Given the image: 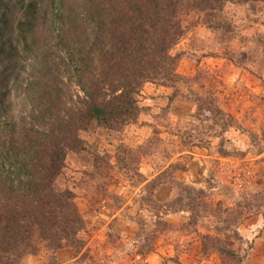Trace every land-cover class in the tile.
<instances>
[{
  "label": "trees",
  "instance_id": "1",
  "mask_svg": "<svg viewBox=\"0 0 264 264\" xmlns=\"http://www.w3.org/2000/svg\"><path fill=\"white\" fill-rule=\"evenodd\" d=\"M12 1L0 0V264H18L25 255H34L39 244L51 254L81 249L79 233L84 221L73 203V189L65 185L67 153L83 150L79 134L91 125L117 133L135 125L140 113L137 98L146 83L173 89L168 100L177 99V84L183 78L175 72L180 54L171 51L182 35L183 16H211L214 22L205 19L203 24L216 29L226 5L264 2L18 0V13L12 16ZM39 29L53 43L44 47L47 54L40 48ZM48 46L58 53L57 64L63 60L59 54H64L70 67L68 77L76 80L82 93V98L77 97L79 106L58 87L59 73L46 60L51 54ZM13 88L21 89L23 103L30 107L28 121L21 117L19 128L12 118L6 120V101ZM65 96L72 103L66 108ZM181 97L193 103V121L219 128V154L227 155L221 148L222 134L239 129L238 122L218 108L210 92L203 97L194 92L190 98ZM255 137L251 136L252 143ZM257 148L259 155L264 145ZM102 162L95 155L92 169L97 172ZM176 171L184 172L185 167L169 164L145 187L153 191L160 185H173L176 195L169 203V213L188 212L187 227H195L211 213L207 208L211 211L212 205L207 204L204 190L174 179ZM150 205L157 215L161 204L151 198ZM236 206L249 212L253 207V211L260 210L248 201H236ZM233 212L214 214L215 236L199 234L201 254L214 253L221 264L243 261L239 254L242 238L236 228L243 213ZM154 225L163 223L158 220ZM152 251L136 254L142 257Z\"/></svg>",
  "mask_w": 264,
  "mask_h": 264
},
{
  "label": "rangeland",
  "instance_id": "2",
  "mask_svg": "<svg viewBox=\"0 0 264 264\" xmlns=\"http://www.w3.org/2000/svg\"><path fill=\"white\" fill-rule=\"evenodd\" d=\"M11 8L15 16L18 0L12 1ZM205 19L214 22L205 14L182 18V35L171 51L180 54L175 72L183 78L175 101L168 100L173 89L146 83L137 98L140 113L135 125L120 133L91 125L79 134L83 150L67 153L65 185L73 189V203L84 221L81 249H65L79 256L71 264H221L216 254H201L199 234L215 236L214 214L228 211L243 213L236 226L242 238L241 264H264V148L261 154L255 153L257 145H264V2L226 5L216 29L206 27ZM46 36L39 29L43 53L45 46L53 44ZM47 48L51 54L46 60L59 73L58 87L79 106L77 97L82 98V93L76 80L68 77L64 54L59 56L66 66L57 64L58 53ZM191 92L201 97L210 92L218 108L238 122L239 129L222 134L221 148L227 155L219 154V128L193 121L195 107L181 97L190 98ZM63 98L65 108L72 105ZM22 99L21 89L13 88L6 101V120L12 118L18 128L19 119L30 116L29 104ZM95 155L103 159L97 172L92 169ZM172 163L185 167L184 172H174L173 178L204 190L207 204L212 205L211 211L207 208L211 213L195 227H187L188 212L169 213L176 195L173 185L153 191L145 187ZM151 198L161 204L157 215ZM236 201L257 204L260 210L239 209ZM158 220L163 226L154 225ZM37 246L34 255L20 261L35 257V264L56 262L57 251L51 254L43 244ZM149 248L153 249L149 254H136Z\"/></svg>",
  "mask_w": 264,
  "mask_h": 264
},
{
  "label": "crops",
  "instance_id": "3",
  "mask_svg": "<svg viewBox=\"0 0 264 264\" xmlns=\"http://www.w3.org/2000/svg\"><path fill=\"white\" fill-rule=\"evenodd\" d=\"M144 130V128H142ZM156 252V251H155ZM153 256L159 257V254L153 253ZM79 256L73 257L71 253L65 249L59 250L55 253L56 262L53 264H71L78 259ZM147 258H151L148 256ZM35 257H25L19 264H35Z\"/></svg>",
  "mask_w": 264,
  "mask_h": 264
}]
</instances>
